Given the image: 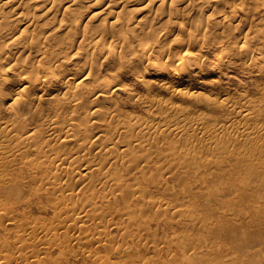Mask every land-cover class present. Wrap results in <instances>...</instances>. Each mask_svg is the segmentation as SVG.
I'll use <instances>...</instances> for the list:
<instances>
[{
  "label": "rangeland",
  "instance_id": "rangeland-1",
  "mask_svg": "<svg viewBox=\"0 0 264 264\" xmlns=\"http://www.w3.org/2000/svg\"><path fill=\"white\" fill-rule=\"evenodd\" d=\"M2 1L0 70L13 84H0V204L9 207L6 216L0 213V237L8 239L11 253L21 252L29 261H36L34 264H264V36L248 42L259 61L255 66H246V59L235 50L223 66L206 73L216 62L215 49L230 43L220 28L221 11L242 7L241 0H110L114 6L94 0H58L53 12L43 14L44 9L32 0L7 5ZM17 4L32 22L27 29L26 19L18 21L14 15L18 8L11 9ZM207 4L213 6L210 13L215 18H208ZM248 4L254 17L242 16L240 20H246L242 35L250 26L264 24L261 4ZM125 23L144 32L147 41H161L167 55L204 51V62L187 69L189 79H182L178 87L166 81L172 89L189 85L194 96H171L157 84L147 95L144 81H135L136 69H121L123 56H113L108 50L123 53L112 41L119 40ZM96 35L99 41L92 46ZM134 40L128 39V46L135 45ZM180 46L186 48L181 53ZM85 62L91 79L85 75L87 71L79 70ZM23 67L38 72L43 83L31 80L16 107L9 109L16 72ZM116 70L120 75L117 84L130 83L132 88L94 94L101 77ZM259 74L263 75L256 76ZM63 75L69 88H80L82 96L75 103L65 98H73L74 91L57 80ZM150 77L164 80L163 76ZM211 79L216 80L214 91L203 85V80ZM221 95L233 101L247 97L251 118L242 122V128L256 130L251 138L238 140L236 128L229 125L233 103L220 105ZM175 119L187 129L179 136L159 134L160 130L150 135L152 130L136 127L150 126L154 120L168 125ZM47 120L71 133L70 140L59 143L63 131L49 130ZM18 121L35 146L16 147ZM121 123L131 127H121ZM213 125L228 130L205 132ZM225 132L235 134L237 140ZM155 135L159 137L155 139ZM140 140L147 142L141 145ZM108 144L124 145L113 147L112 155H140L149 162L141 161L123 176L120 189L114 183L106 186L95 169L89 180L76 183L69 177L72 192L92 200L101 213L95 223L87 220L79 232H73L61 203L54 200L57 194L46 182L54 173L53 151L71 154L87 145L94 152V145ZM35 147L43 151L41 157ZM87 156L105 164L106 158L98 154L80 157ZM163 168L167 170L160 174ZM63 197L69 202L70 191ZM30 227L39 229L35 232ZM19 236L36 244V251L29 247L19 250Z\"/></svg>",
  "mask_w": 264,
  "mask_h": 264
},
{
  "label": "bare ground",
  "instance_id": "bare-ground-1",
  "mask_svg": "<svg viewBox=\"0 0 264 264\" xmlns=\"http://www.w3.org/2000/svg\"><path fill=\"white\" fill-rule=\"evenodd\" d=\"M16 0H3L2 4H11L15 2ZM79 0H71V2H78ZM96 3H101V2H108L110 4V0H94ZM175 1H186L190 2L191 0H175ZM32 2L36 3V7L38 8H43L44 10L41 11V13H46V12H53L55 7L58 4V0H32ZM199 2L204 3L208 2V0H200ZM248 3H255L256 5L261 4L262 9H264V0H241L240 1V6L236 9H233L229 11L228 13H225V10L221 11L224 13L222 19H221V25L220 28L222 29V34L223 36L230 41L229 44L226 46H220L219 48L215 49L213 53V57L215 58L216 62L210 65L206 71L207 74H210L217 70L219 66H223L227 61V58L231 56L235 52V50H238L237 56L238 57H244L246 59L245 65L246 66H255L259 61L257 60V57L255 56V50L254 48H251L248 42L252 40L253 38H259L264 36V24H255L254 26H250L248 31L242 35V32L246 28L245 22L246 20L241 21L240 19L244 14H248L254 17V13L248 11L249 9V4ZM189 5H193L192 3H188ZM116 3H111L110 6H114ZM20 4L11 6V9H17L14 15L16 16V19L18 21H25L24 28L27 29L28 27L31 26V21L28 20L27 16L23 14L22 10H19ZM208 8V18H215V14L210 13L211 10H213V6L210 4H207ZM69 6H66L64 8L67 9ZM255 10H259L257 7ZM40 13V14H41ZM250 20V23L253 20ZM139 21L134 25L135 27L139 24ZM125 27L121 30V36L117 42L115 40L112 41V44H118L120 47L123 49V53H117L116 51L114 52L112 49H109L108 52H111L113 56L120 57L123 56V60L120 64L121 69H136V74L135 76V81L136 82H143L144 86V93L146 92L147 95H150L151 92H153V84H157L158 88L161 90H164L166 92H169L171 96L175 97H182L183 95H193L194 93L191 91L189 85L185 87V89L181 88H169V85L166 84V81L173 82L176 87L181 85V80L182 79H189L191 75H189L187 69L191 67H197L198 65L202 64L204 62L203 56H205L204 51L202 49H199L197 52L193 53H187L186 55L178 56L176 54L173 55H167L166 50L162 48V42L159 41L158 39H152L150 41H147L145 37L144 32H136L135 27H129L128 23H125ZM248 25V26H249ZM206 31V30H205ZM99 35H96L93 38V43H91L92 46H95L99 39ZM147 37V36H146ZM144 38V39H143ZM128 39H135L137 43L133 46H128L127 40ZM262 44H264V37L261 40ZM239 43H241L239 45ZM88 45V42L85 43ZM204 47V46H203ZM186 48L183 46L179 47V53H181L183 50ZM16 50V49H15ZM170 60V61H169ZM168 61V62H167ZM0 62L2 60L0 59ZM229 66V65H228ZM118 66V69L120 68ZM117 69V70H118ZM81 72L87 71L85 75L88 77V79H91L89 77L90 75V69H89V64L85 62V64L80 66L79 69ZM112 71L108 73L107 75H103L101 77V80L99 84L97 85L96 89L94 91V94H100L105 91H125L127 92L128 88H132V85L126 82H121L117 84L118 77L120 75L119 71ZM152 76H163L164 80L162 82H157L158 80L155 78L150 77ZM224 74V73H223ZM102 75V74H101ZM263 74H259L256 76H262ZM16 77L17 81L14 83L13 87V97L11 98V103L8 105V108H13V106L16 107V102L17 100L20 99L21 96H23L27 90V85L31 82V80L35 81H42L43 78L42 76L39 75L38 72H35L32 69L23 67L19 69L16 72ZM74 77V76H73ZM149 77V78H148ZM71 78V77H70ZM59 82H62L61 85H66L65 89L72 90L74 91V97L73 98H67L68 103H75L76 100L78 99V95L82 96V93L79 91L80 88H69L67 86V81L64 80V75L59 77L57 79ZM43 83V82H40ZM0 84H5V85H12V79L4 73L3 70H0ZM215 84L216 80L211 79V80H203V85H206L210 87L213 91L215 90ZM39 88H42L40 86ZM41 91H44L43 89H40ZM191 93V94H190ZM23 94V95H22ZM120 98H123L120 96ZM241 101H244L242 104ZM218 103L220 105H228L230 103H233L232 105L234 106L231 115L229 118L231 119L230 122V127H233L234 129L236 128V136L237 138L240 139H245V138H251L253 135V131H256L253 129V131L248 130L247 128H242V122L245 120H248L251 118L250 116V105L248 103L247 97L242 96L241 99H238L236 101L231 100L227 96H222L219 98ZM231 105V104H230ZM95 113L94 111H91L90 115L93 117ZM115 117L113 116L112 119ZM21 126L16 128L18 131V134L15 136L16 140V147L17 148H22L30 145H34L31 136L29 134H26L25 127L22 124V122L18 121ZM194 123V122H193ZM198 122H195V124ZM90 124V120L88 125ZM194 124V125H195ZM121 127L124 128H130L131 125L129 123H121ZM185 124L182 123L180 119H175L174 121L167 124L162 123V121L154 120L153 124L150 126L146 127H140L139 125L136 126L138 130L140 131H151L149 132L150 135L157 133L158 130L162 132H158L159 134H166L167 136L169 135H177L179 136L180 134L186 132V128L184 127ZM192 125V124H191ZM198 124H196L197 126ZM194 126V127H196ZM46 127L49 130H54V131H63L62 135L60 136L59 143H66L67 141L70 140L72 137L71 133H66L63 128H57L55 126V121L53 120H47L46 121ZM193 127V125H192ZM224 126L221 125H213L209 127L205 132H208L210 130H215L217 131L222 129ZM228 127V126H226ZM220 128V129H219ZM225 129V127L223 128ZM228 128L225 129L227 132ZM233 130L232 128L230 131ZM203 132V131H202ZM212 132V131H211ZM214 132V131H213ZM223 132V131H221ZM224 133L225 136L230 135L232 133ZM264 132V131H262ZM158 135V134H156ZM155 135V136H156ZM234 137H230L234 140H237L235 134ZM239 136V137H238ZM154 137V135H153ZM159 136H156L155 139H157ZM228 137V136H227ZM147 142V140H140L138 141L139 144H144ZM35 146V145H34ZM50 146V145H49ZM124 146L122 144H108L105 147H100L98 145H94V152H92L91 147L87 145H82L79 149H77L74 153L71 154H66L65 151L63 153H60L59 151H53V157L50 159V163H52L51 169L54 168V173L52 172L49 179H46L47 184L51 185L53 188V192L56 195L54 200L56 202L61 203L62 207V212L64 213L65 221L70 222L69 224V230L73 232H79V228H82L81 223H85V221H90L91 223H95V218L96 217H101V213L96 211V206L94 202L90 199H85L82 197H78L77 194L72 192V185L69 184V177L72 179H75L76 183L79 181H85L89 180V174L93 169L97 170L98 175L101 180L104 181V184L108 186V184L114 183L115 184V189H120L121 184L120 180L122 179L123 176L130 174L132 169L137 168L141 161L145 162L147 161V158L145 156H138L137 158H129L126 157L125 155H112L111 150L113 147H121ZM53 149V147H52ZM0 150H1V143H0ZM173 151V150H172ZM37 152L38 157H41L43 155V151L41 149L36 150L35 147V153ZM98 154L99 156L105 157V164H99L98 162H94L91 157H80L82 155H89V154ZM171 153H168L166 155H170ZM164 155V157L166 156ZM172 156V155H171ZM177 156V155H176ZM170 157V156H168ZM173 157V156H172ZM170 157V158H172ZM167 158V156L165 157ZM169 158V159H170ZM178 158V156L176 157ZM70 159V160H69ZM3 160V159H2ZM174 159L173 163H177ZM170 161V160H169ZM71 163L70 165L64 164V163ZM76 162V163H74ZM149 160L145 163H148ZM168 162V160H167ZM172 163V165H173ZM114 164L115 167L113 166V171H110L111 165ZM144 164V163H143ZM171 165V163H170ZM166 169V168H165ZM165 169H160L161 173H165ZM170 169V168H169ZM53 170V169H52ZM82 171L81 173L79 172ZM167 170V169H166ZM68 174H71L68 176ZM151 178V177H150ZM71 180V179H70ZM145 182V180H144ZM66 186L64 187V185ZM74 184V182H73ZM69 190L70 191V196L71 200L69 202H64V192ZM138 191L139 188H136ZM141 190V189H140ZM132 191L131 190H126V195H131ZM109 201H107L108 203ZM151 205H154L155 202H148ZM156 205H161V202H158ZM88 208V209H87ZM89 208H92L91 210L93 211L92 213H88ZM9 211V207L5 204H0V213L3 214V216H6V213ZM31 230L33 231H38V227H30ZM0 243L2 246V249L0 247V264H34L36 261H29L21 252H19L17 255H13L11 253L12 250V245L8 241L7 238L1 239L0 237ZM31 248L33 251H36V244L30 243L26 241L24 238L19 236L17 238V248L19 250H23L25 248ZM150 264L148 261L144 262L142 264Z\"/></svg>",
  "mask_w": 264,
  "mask_h": 264
}]
</instances>
